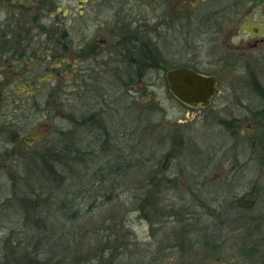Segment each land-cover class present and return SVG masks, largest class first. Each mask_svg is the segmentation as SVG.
<instances>
[{
	"label": "rangeland",
	"instance_id": "1",
	"mask_svg": "<svg viewBox=\"0 0 264 264\" xmlns=\"http://www.w3.org/2000/svg\"><path fill=\"white\" fill-rule=\"evenodd\" d=\"M61 1L67 6L68 0ZM177 7L178 0H171L166 12L164 9L166 17H159L161 9L156 8L158 60L150 70L141 71L139 108L134 110L137 119L124 114L123 107L127 118L117 130L109 131L106 141L92 139L79 123L74 132L63 129L54 133L58 147L69 145L73 149L60 163L66 170L63 186L56 187L47 176L54 147L51 135L42 137L43 147L37 148L35 157L24 159L20 169L1 170L0 255L12 254L7 245L10 237L20 242L18 255L37 251V258L47 264H109L111 260V264H236L229 262L233 252L236 255L253 236L264 237L263 51L242 50V55L247 53L245 61L238 65L226 61L216 66L211 62L213 55L228 51L222 41L225 34L218 35L221 43L215 46L204 43L197 49L189 48V55L197 53L201 59L200 68L217 74V92L204 107L180 102L170 93L164 72L170 66L183 64V51L188 48L183 45L185 38L191 42L192 37L204 34H184L183 24L170 15ZM246 8L241 6L226 28L235 26ZM243 19L244 30L255 26L264 33V15L258 10ZM244 34L232 38L237 40ZM162 57L167 58L166 62ZM166 155L169 160L163 167ZM148 156L151 159L145 160ZM99 168L127 171L118 188L112 190L110 186L109 192L106 190L112 195L119 190L117 198L102 201L103 188L89 198L74 194L79 186L95 190L100 185L95 180L91 182L93 178L88 180L91 172ZM160 176L162 183L158 182ZM149 180L150 188L145 185ZM44 183L47 188H39ZM139 185V194L150 191L153 199L159 198L162 209L156 215L140 217V201H134L131 193ZM31 186L44 191L39 193V199L35 193L37 200L48 198L41 207L42 223L38 224L24 218L25 208L20 205V197L32 192ZM156 187L160 192H155ZM65 196L80 203V212L85 211L78 220L68 218L72 211L61 213L58 206ZM166 211L168 216H164ZM120 215L124 222L117 218ZM204 230L222 235L213 245L221 251L219 254L204 251L197 242ZM31 233L36 235L34 241L29 240ZM177 233L180 235H174ZM105 244L107 249L98 252Z\"/></svg>",
	"mask_w": 264,
	"mask_h": 264
},
{
	"label": "flooded vegetation",
	"instance_id": "2",
	"mask_svg": "<svg viewBox=\"0 0 264 264\" xmlns=\"http://www.w3.org/2000/svg\"><path fill=\"white\" fill-rule=\"evenodd\" d=\"M170 4L171 0H68L64 6L61 0H0V172L20 169L24 159L43 147L42 137L51 135L58 147L54 133L74 132L77 123L92 139H106L128 114L137 119L141 71L158 60L156 8L161 9L159 17H166ZM243 5L247 8L235 26L226 28ZM257 10L264 15V0H178L170 14L174 21L183 24L184 34H204L191 42L185 38L188 48L182 65L215 74L218 82L217 74L200 68L198 54L189 55L188 49L204 43L215 46L221 43V33L228 51L215 53L212 65H238L246 59L242 50L261 49L264 56L261 29L242 27L243 16ZM239 33L245 36L232 38ZM237 252L230 263L264 264V237L249 238Z\"/></svg>",
	"mask_w": 264,
	"mask_h": 264
},
{
	"label": "trees",
	"instance_id": "3",
	"mask_svg": "<svg viewBox=\"0 0 264 264\" xmlns=\"http://www.w3.org/2000/svg\"><path fill=\"white\" fill-rule=\"evenodd\" d=\"M165 66V65H164ZM96 139H99V137H97ZM103 141H106V139H101ZM54 145V144H53ZM86 145V144H85ZM53 150L51 151L50 155H51V163L50 165L47 166V172L49 173V175L47 174V176H50L49 180L51 179V181H53V183L57 186H63L64 182H65V172L66 170L60 165L61 160L65 157H68V155L71 154V152L73 151L72 147H70L69 145H67L65 147L64 146H60V147H53ZM84 150L86 151L87 149L84 148ZM86 154V152H85ZM36 156V155H34ZM53 156V157H52ZM154 156V155H153ZM152 156H148L146 159L150 160ZM166 158L162 160V166L163 167H167L168 164V160H169V156H165ZM136 158H138L136 156ZM144 160V159H143ZM144 160V161H145ZM165 170V168L163 169ZM126 172L127 171H117V172H111V171H104L101 168L99 169H95L94 171L91 172V175L89 177L88 180L92 181H97L100 183L99 186L95 187V190L86 186L85 190H83L80 186L77 188V190L75 189L73 191L74 194H80L79 196H81L80 198H82V195L85 198H89V196H93V194L98 193L99 191H97L100 188L104 189V192H102V194L104 193V198L102 201L104 202H108L110 200H112L115 196L117 198L118 194H119V190H117V195H112V194H108L106 193L107 191L109 192L110 188L113 190L114 188H118L117 185L120 184L119 180L125 181V177H126ZM165 171H161L160 173H164ZM65 173V174H64ZM159 179V183H162V179L161 176L158 178ZM165 179H167L169 181V178L165 177ZM118 180V181H117ZM153 181V178H151V183ZM98 183V184H99ZM47 183H44L45 186H40L39 188H47L46 185ZM144 184V183H141ZM150 185V180L145 183V185ZM146 185V186H147ZM111 186V187H110ZM55 187V186H54ZM53 187V188H54ZM110 187V188H108ZM140 185L138 187H133L132 190V198L133 200H139V207L137 206V208L139 209L140 213V217H150L151 215H156L159 211V208L162 209L159 206V198L157 199H153L151 197V193L150 191H148L147 194L143 195V194H139V189H140ZM150 188V186L148 187ZM160 188V187H159ZM30 189L32 190V192H29L28 195L26 197H20V205L24 206L25 208V217L26 219H29L28 222H34L36 224L38 223H42V219H41V207L42 205L46 204V201L48 200V198L42 201H39L37 199H39L40 194L39 193H43L44 191H38V189L36 187L31 186ZM129 189V188H127ZM79 190V191H78ZM107 190V191H106ZM149 190V189H148ZM161 189L158 190V188L156 187L155 192H160ZM78 191V192H77ZM101 191V190H100ZM123 192V191H122ZM35 193H36V197L35 198ZM67 193V192H66ZM78 202L75 203V201L73 202V198L72 197H63L62 201L59 204V209L61 211V213H67V211H72V213H70L71 215L68 216V218L71 220H78L79 218H81V216L84 213L79 211V205L80 203ZM93 204H90V207ZM89 207V208H90ZM147 208V211H145V209ZM164 210V209H163ZM168 210V209H166ZM87 211V209H86ZM166 213V214H165ZM164 213V216H168L169 214L167 213V211ZM115 217L117 216V214H114ZM117 218H120L122 222H124L123 220L125 219L124 216H119ZM33 223L30 224V226L32 227ZM219 224H218V229H219ZM214 229H217L214 227ZM127 236H129L130 233L125 232ZM183 232H181L180 234H182ZM27 234V233H26ZM180 234H174V235H180ZM48 235V234H47ZM203 237L197 239L198 243H201L203 245V247L205 248L204 251L211 253L212 250H215L213 245L220 241V238L222 235L215 234V233H208L207 230L202 231V235ZM29 240L30 241H34V239L36 238V235L34 234H28ZM47 238V237H46ZM8 242L7 245L9 246V252H11L12 254L8 255H0V264H47V261H40V259L37 258L38 253L37 251H32V253L30 254H23V255H18L17 254V248H19L20 246V242H13L10 237H8ZM38 241H40L39 237L37 238ZM56 243L53 245L55 246ZM35 246V245H34ZM36 247V246H35ZM33 250H37V249ZM108 245H101L100 249L98 250L102 252H104L107 249ZM15 252V253H14ZM204 252V253H206ZM14 253V255H13ZM37 253V254H36ZM213 253V252H212ZM47 260V259H45ZM114 260V259H113ZM111 262H113L112 260L110 261L109 264H111Z\"/></svg>",
	"mask_w": 264,
	"mask_h": 264
},
{
	"label": "water",
	"instance_id": "4",
	"mask_svg": "<svg viewBox=\"0 0 264 264\" xmlns=\"http://www.w3.org/2000/svg\"><path fill=\"white\" fill-rule=\"evenodd\" d=\"M18 1V0H16ZM29 3L30 0H22ZM170 93L188 106L208 105L217 92V77L182 64L168 67L164 72Z\"/></svg>",
	"mask_w": 264,
	"mask_h": 264
}]
</instances>
